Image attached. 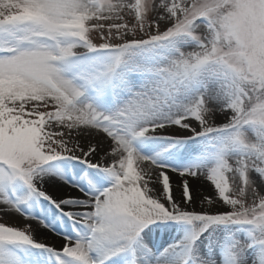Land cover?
Listing matches in <instances>:
<instances>
[{
  "label": "snow or ice",
  "instance_id": "obj_1",
  "mask_svg": "<svg viewBox=\"0 0 264 264\" xmlns=\"http://www.w3.org/2000/svg\"><path fill=\"white\" fill-rule=\"evenodd\" d=\"M0 264H264V0H0Z\"/></svg>",
  "mask_w": 264,
  "mask_h": 264
}]
</instances>
